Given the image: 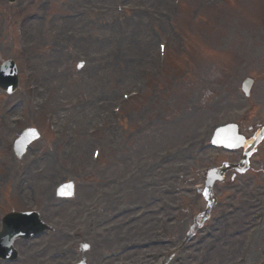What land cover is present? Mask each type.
Listing matches in <instances>:
<instances>
[{"label":"rangeland","instance_id":"1","mask_svg":"<svg viewBox=\"0 0 264 264\" xmlns=\"http://www.w3.org/2000/svg\"><path fill=\"white\" fill-rule=\"evenodd\" d=\"M116 1L88 0L90 9L93 6L98 10L105 9L103 19L107 22H101L93 8L90 10L89 25L83 15L79 18L81 23H74V26L69 21H61L64 20L62 15L88 13V6L73 4V0H44L43 5L37 0V8L31 1L30 7L22 6L19 9L16 5L4 7L0 4V24L3 28L0 62L14 58L20 78L19 87L12 95L0 92V118L5 116L0 120V158L3 160L0 165V216L9 210L33 209L47 223L62 224L70 230L74 225L67 220L79 219L91 209L95 210L92 216L96 219L95 223L102 225L101 234L110 236L112 231L119 229L105 232L106 224L103 221L106 216L135 202H139L141 210L153 209L156 207V197H165L163 189L169 188L171 194L168 203L172 216L182 204L185 206L183 221L172 230L174 237L180 240L190 225L189 218L193 220V216L204 208L202 197L198 194L194 196L197 187L202 184L204 169L224 161L238 162L241 157L240 151L231 154L209 147L208 136L212 128L235 122L248 138L260 124H264V0H247L244 8L240 6V0H227L225 3L181 0L179 11L167 9L172 0H124L128 11L125 9L121 15L115 9ZM33 12H38L41 18H33L25 25L27 34L31 33L30 22H39L42 25L36 32L40 33L39 30L43 28V34L35 35L36 39H44L45 36L49 41L39 40L44 46L36 48L28 45L27 38L25 49H21L17 41L16 23ZM53 16L62 22L61 29L66 36L63 45L57 44V29L46 25ZM169 21L174 23V30L170 29ZM71 31H76V36L73 37ZM78 34L85 36L80 41L89 46L83 54L77 52ZM128 34H133V38L130 39ZM178 34L185 37L184 46H180ZM116 36L122 39L126 47L123 50L111 48ZM104 38L108 43L103 46ZM159 39L168 41L167 56L164 67L158 66V73L154 75L153 68L156 64H162L156 50ZM120 53L125 57L124 63L117 59ZM81 54L88 56L86 61ZM94 64L102 66L96 76L92 75V69L97 68ZM125 64H130V67ZM122 67H127V71L123 72ZM83 70H91L87 82L90 87L91 83L94 85L97 102L104 105L101 110L91 102L74 100L84 99L91 93L78 85L77 78ZM55 76H62L65 83L52 80ZM249 76L255 79V83L251 99L245 101L241 82ZM142 78L145 80L141 89L144 94L124 102L122 120L114 119L110 115L112 102L122 93L135 90L136 79ZM36 86L40 93L29 94ZM103 90L102 94L100 91ZM65 100H68L66 105L63 103ZM86 104H91L92 110L82 119L77 110ZM55 115L61 121H57V124L64 127L61 131L51 126L56 120ZM100 117L107 121L105 125H100ZM4 121H7L5 125ZM26 125L36 126L41 135L26 154L17 158L11 150L10 141ZM91 126L94 130L89 131ZM104 134L111 136L112 140L107 141L100 168L92 167L91 150L98 146L96 143ZM66 140L77 142L81 151L78 148L76 152L73 151L72 157H67V145H63ZM55 147L56 158L50 164L45 158L42 163L31 156V152H38L39 149V154L45 157L47 151L53 152ZM183 149L187 150L185 154L181 153ZM163 154L167 155L166 161L162 158ZM27 162L29 166H26ZM250 164L245 174L234 178L236 183L232 184V188L231 172L216 184L218 193L214 194L219 198L216 212L189 243L188 251L203 246L205 239L194 244L200 235L217 232L218 236H222L224 247H228L224 261L231 262L235 258L234 253L231 254L234 248L226 233L239 227L232 221V215L225 214L230 208L227 205L244 198V195L252 201L251 209L257 210L254 204L260 203L257 212L262 213L264 220V141L250 159ZM40 167L43 169L38 174V177H42L40 188L36 183H27V187L21 184L17 188L15 177L20 172ZM64 178L72 180L75 186V194L68 200L58 198L55 193L56 186ZM114 179H121L123 184L118 188L121 192L111 196L113 201L110 207L103 208L104 196H101V200L94 198L106 192L110 180ZM136 180L142 181L143 188L138 190L140 198L134 201L136 197L129 194L128 189ZM146 180L152 181V186L156 185L158 190L151 193ZM29 187L35 188L41 197L31 200L28 197ZM249 187L251 190L247 192ZM252 194H255V201ZM6 199L11 200L13 205L6 206ZM144 201H148L145 208ZM148 216L152 217L150 214ZM259 225L264 226L262 223ZM180 228L182 231L178 234ZM257 234L254 240L258 239L259 242L258 261L264 255V232L257 231ZM131 238L139 236L120 235V239ZM120 239L110 243L113 248ZM81 241L89 240L82 236ZM179 257L186 258L189 264V258L183 253ZM93 261L99 264L100 260ZM72 262L68 260V264ZM66 263L64 260L61 264ZM170 264H182V259Z\"/></svg>","mask_w":264,"mask_h":264},{"label":"bare ground","instance_id":"2","mask_svg":"<svg viewBox=\"0 0 264 264\" xmlns=\"http://www.w3.org/2000/svg\"><path fill=\"white\" fill-rule=\"evenodd\" d=\"M85 2V0L83 1V3ZM105 13V9H103L100 13H99V17L98 18H102L101 21H105V19H103V15ZM69 24H74V23H80V21H70L68 22ZM40 24L38 22H32V29H31V34H35L36 31L38 30V28ZM56 29L59 27V25H62V22L59 19H54L53 24H52ZM58 36H59V41L57 42V44H62L65 38V33L64 32H58ZM73 36V35H72ZM129 38L132 39L133 38V34L130 35L128 34ZM34 38V37H32ZM80 46L84 47L86 44H84L83 42H79ZM37 45V41L35 40L34 46ZM134 45V44H132ZM124 48H126L124 46ZM87 51V49H85ZM146 55V53H145ZM142 56H144L142 54ZM124 58L122 56V62L124 61ZM124 63V62H123ZM126 66H129L130 64H125ZM126 67L122 68V71L125 72ZM98 71V69H93L92 73L96 74V72ZM85 74L88 76V73L85 72ZM122 77V76H121ZM55 79V82L60 83V84H64L65 81L62 79L61 76L58 77H54L52 80ZM120 80H123L122 78H120ZM0 164H3V160H0ZM48 164H50V162H48ZM22 173V172H21ZM21 173L18 176L19 182L21 181ZM24 175H26L25 172H23ZM30 178L34 179V180H38V178L35 175H31ZM132 185V184H131ZM131 185H129V188L131 187ZM137 188V185L132 186V190H135ZM157 190L156 187L153 188V191L155 192ZM47 196V192L46 195ZM109 197V196H108ZM146 223H138V222H134L132 226H130L129 228L126 226H122V228L118 231L115 232L113 234V238L108 241L105 242L106 244H109L111 242H113L116 239H120V235L122 233H128V234H139V235H144L146 233H148V231L152 228L149 226H145ZM120 225H118L116 228H119ZM181 231V230H180ZM260 232H264V227L261 228ZM58 242L62 241V238L57 239ZM222 240V236H218L217 232L214 233V235L211 238H206L204 241L203 246H201L198 249H194V250H185L183 251V255L186 256L187 258H189V264H242L239 260L233 259L231 262H226L225 260V252L228 249V247H224L222 244H219V241ZM233 242V240L230 241V244ZM201 243V242H200ZM241 243V239L237 240L236 243L234 245L240 246L239 244ZM233 245V246H234ZM245 246H247L249 248V254L246 257V261L250 264H253L254 262L257 261L258 259V247H259V242L258 239H255L254 241L250 240L248 243L245 244ZM49 247V246H48ZM133 254V253H139V250L136 251H130L128 252V254ZM138 257V255H137ZM136 257V258H137ZM124 259L126 258L123 257ZM131 259H133V257H130ZM139 261H144L142 259V257L138 258ZM210 260V261H208ZM264 260V255L262 258H260L257 261V264H262V261ZM24 264H29V261L24 262ZM103 264V262L101 263ZM122 264H138L137 261L135 259H133L130 262L124 261ZM264 264V263H263Z\"/></svg>","mask_w":264,"mask_h":264},{"label":"water","instance_id":"3","mask_svg":"<svg viewBox=\"0 0 264 264\" xmlns=\"http://www.w3.org/2000/svg\"><path fill=\"white\" fill-rule=\"evenodd\" d=\"M264 134V132H262L260 135H263Z\"/></svg>","mask_w":264,"mask_h":264}]
</instances>
